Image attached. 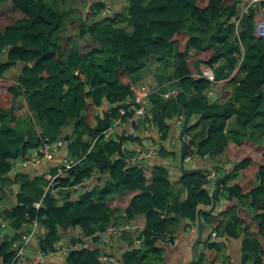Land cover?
<instances>
[{
  "label": "trees",
  "instance_id": "trees-1",
  "mask_svg": "<svg viewBox=\"0 0 264 264\" xmlns=\"http://www.w3.org/2000/svg\"><path fill=\"white\" fill-rule=\"evenodd\" d=\"M127 2L125 12L102 20H71L79 24L80 39L90 36L97 44L83 53L60 40L67 27L55 0H0V6H13L12 21L0 25V80L22 65L14 83L0 91V182L8 180L14 161L24 159L44 141L62 138L66 129V154L84 158L61 180L59 197L47 195L40 210L33 203L44 189L39 195L23 191L16 195L14 206L3 211L14 234L0 243V259L11 263L13 241L27 230L29 219L38 217L45 228L36 244L43 260L52 258L56 246L68 239L65 264H106L99 256L111 252L96 234L138 218L141 231L120 234L129 247L122 252L120 264H161L162 244L168 242V235L175 240L169 224L185 220L188 227H197L200 208H211L214 201L219 205L225 198L221 213H202L204 230L211 227L219 237H244L242 264H264V146L260 140L264 138V39L254 35L256 13L243 16L237 29L232 19L240 16L242 0ZM105 9V3L95 2L91 15L95 19ZM151 56L173 69L170 76L159 77L167 84L152 96L161 138L168 141L169 121L184 116L179 135L184 157L197 153L204 158L223 150L229 158L238 157L231 170L224 165L215 168L216 182L211 173L186 169L174 182L166 166H155L150 172L147 166L130 165L121 140L99 137L119 118L120 107L132 95L131 82L141 80ZM203 66L213 68L215 82L240 72L226 102L216 100V94L208 97L215 84L197 78ZM175 88L180 90L176 98L166 101L160 96ZM22 97L25 103L19 104ZM25 106L31 119L23 117ZM185 135L190 141H185ZM93 175L95 186L76 195L73 188ZM36 179L33 184H46L44 177ZM86 237L93 238L86 241ZM211 239L208 236L201 243L210 264H215L222 244ZM78 243L91 244L94 250L75 249ZM204 258L205 253L194 264H204ZM42 259L31 257L28 264H58Z\"/></svg>",
  "mask_w": 264,
  "mask_h": 264
},
{
  "label": "built area",
  "instance_id": "built-area-1",
  "mask_svg": "<svg viewBox=\"0 0 264 264\" xmlns=\"http://www.w3.org/2000/svg\"><path fill=\"white\" fill-rule=\"evenodd\" d=\"M264 0H242L241 5V16L240 18H233V22L236 23L237 29L240 23V19L250 14L251 12L256 13L255 18V28L254 35L257 38L264 39ZM199 79H207L214 83L216 86L222 85V82H215V73L213 68L204 67L202 72L197 76ZM142 84L135 88L131 84L132 95L127 98V100L122 104L119 109V118L115 119L113 124L104 131L99 137H104L106 140H121V149L124 152H129L128 160L132 164H145L142 167L147 166L152 158L159 154L160 148L151 140L158 136L161 139V132L158 129L154 121V112L152 111V96L158 94L160 89L153 86L150 82H145V79L139 80ZM132 83V82H131ZM179 89H171L160 96L169 101L178 96ZM208 97L212 98L214 95L213 89L207 91ZM186 119L184 116H178L171 122L180 132L184 129ZM66 131V130H65ZM65 131L63 130L62 138L54 141H44L39 149L31 150L27 157L24 159H18L13 162L12 172L14 173L20 169H30L39 168L43 165L47 166L48 170L43 175L46 180V188L40 199L35 200L33 203V208L40 210L44 206V201L47 195L52 194L58 196L59 185L61 180L69 176V171L80 164L83 159L77 160L72 159L69 155L64 154V150L67 147V142L65 140ZM98 137V138H99ZM185 141H190V136L185 135ZM179 140V137H178ZM187 148L193 150V146L187 143ZM185 147L180 143L179 159L182 164H191L200 156L196 154H189L183 156ZM207 155L204 158H208ZM98 175V174H97ZM99 176V175H98ZM215 179V175H211ZM97 181V176L86 179L84 182L76 185L73 190L76 195H84L92 187L95 186ZM65 189V188H64ZM133 221V220H132ZM131 222V221H130ZM121 224L119 226H111L106 231L96 234L98 236L99 242L107 246H112L114 240L118 237L121 232L133 231L138 229L139 223L133 225L132 223ZM140 227V225H139ZM10 228L9 223L5 220L4 216L0 214V232H5ZM26 229L23 233H20L17 240L12 243V248L14 250V256L10 264H28L30 260V251L32 245L39 241V237L45 232L44 226L40 224L38 217L29 219ZM141 231L142 229H138ZM211 236L216 238L218 235L216 232H212ZM93 237H86L85 240H90ZM172 237L168 235V240ZM176 242V240H174ZM37 246V245H36ZM57 253L52 254V258H55L57 254H68V247L64 244H59L56 246ZM75 249L89 248L94 250V246L91 244L78 243L74 247ZM40 259L44 257L42 253H39ZM99 259L106 264H120L117 257L114 254L102 253ZM43 260V259H42Z\"/></svg>",
  "mask_w": 264,
  "mask_h": 264
},
{
  "label": "crops",
  "instance_id": "crops-1",
  "mask_svg": "<svg viewBox=\"0 0 264 264\" xmlns=\"http://www.w3.org/2000/svg\"><path fill=\"white\" fill-rule=\"evenodd\" d=\"M161 65L162 64L159 62L157 57L151 56L146 61L145 68L141 72L142 74L146 72L144 74L149 78L148 80L150 81V83H153V86L157 88L159 87L162 88L167 84L166 81L165 82L159 81V77H161L162 74H164L162 76L168 77L173 73V69L170 65L166 66V68ZM238 73L240 72L237 70L231 78L222 81L223 83L222 85L217 84V86L215 85V87H213L214 94H216L215 95L216 100L219 99L222 100L223 102H226L228 99L231 98L233 90L235 88V84L232 81L234 80V78L238 79L241 76V74L240 76H238L239 75ZM142 79L143 78H141V80ZM243 102L244 100H240V103ZM24 108L25 109L23 110V112H25L26 109H28L27 106H25ZM169 124L171 125V128L169 132L168 141H164L163 138L159 139L158 136H156L155 138H151V140L160 148V151L157 156H155L149 162H147V167L149 168L150 172H152L155 166L158 165L166 166L169 169L170 179L175 182L181 178L183 170L185 169L200 170L203 172L208 171L206 173H211V175L213 176L216 175V171H214V169L218 167H222V165L226 166V168L229 170L232 169L233 164H230L229 160L226 161L223 158V153H225L226 150L220 151L216 155L214 156L211 155L208 158L200 157L188 165L182 164V162L179 159V154L177 153L176 156L173 155L174 152L179 151L180 142L178 141V137L180 135V131L175 126H173L171 121H169ZM260 140L262 141V145L264 146V138ZM175 145L177 146V148H174ZM163 148L165 149L164 151L162 150ZM176 157L178 161L173 160V158ZM47 170L48 168L45 165L39 168L20 169L14 173H11L8 176V180L5 183L0 182V213L4 216V212L8 209H11L12 206H14V204L16 203V195L22 191L26 193L30 192V195H36L38 192L39 195V191L41 190L42 183L39 182L38 185H35L33 184V180H38L36 178H42L43 175L47 172ZM43 189L44 188H42V190ZM223 199L222 202L216 206L215 209L216 213H221L224 207L226 206L227 201L225 198ZM234 202L239 203V201L238 202L234 201ZM211 208L201 207L200 210L209 211ZM242 214H246L245 209H242ZM130 223L136 225L137 223H139L138 218L131 221ZM142 224L145 225V219L142 220ZM188 224L189 221H185V220L175 221L169 224V228H168L170 231L169 233H171L172 236L175 237L176 242L174 241L172 242L171 239L168 240L167 238V241L169 243L166 242L162 244V247L164 249V254L160 260L161 264H190L192 262V247L194 242L198 238V225L197 227L195 225H191L190 227H188ZM142 228H143L142 226L139 227L138 225V229H142ZM13 233L14 231L11 229V227L8 228L5 232H0V243L5 238H12ZM211 233H212V228L208 227L204 232L203 241L208 236H211ZM211 240L218 241L219 243L222 244V249L220 250V259L215 264H242V258H243L242 248H243L244 237L239 239H231L227 237L217 236L216 238L212 237ZM64 242L65 240L62 241L61 244H64ZM113 243L115 244V246L116 245L118 246L116 250L112 249L111 247L109 248L106 247L105 249L107 250V252L109 253L111 252V254H114L117 257L118 261H120L122 252H125V250L129 248L128 244L125 241L124 237L120 239V234L118 235L117 239L114 240ZM39 253L40 251L38 245L34 246L33 248H31L30 251V259L31 257L34 258L38 256ZM203 253L206 254V259L204 258V264H210V260L207 257V252L205 251V246L201 243L198 246V260L201 258V255ZM43 262L65 264L66 255L59 254L54 259L48 258L46 260H43ZM0 264H4L2 259H0Z\"/></svg>",
  "mask_w": 264,
  "mask_h": 264
},
{
  "label": "rangeland",
  "instance_id": "rangeland-1",
  "mask_svg": "<svg viewBox=\"0 0 264 264\" xmlns=\"http://www.w3.org/2000/svg\"><path fill=\"white\" fill-rule=\"evenodd\" d=\"M52 1L53 0H50V2H52ZM55 1L58 3L62 12H64V14H65V23H66V27H67V30L60 35L61 41L64 43L69 42L68 48L76 47L83 53L89 52L90 50H92V48H95L97 46V44H96L95 40L90 36H87L84 39H80L78 36L79 24L77 25L76 23H72L71 20L75 19L76 17L77 18L82 17L83 20H85L86 22H93L95 20H102L106 17L113 16L115 13H123L128 8L127 0H117V1H115V0H55ZM95 2L105 3L106 9L100 15H98V17H96L94 19L93 16L91 15V12H92L91 6ZM12 10H13L12 3L0 6V25H5V24H8L12 21ZM194 56H195V52L193 51L192 57L190 59H193ZM204 58L208 59L209 56L205 54ZM21 66L22 65H19V67H15L11 72H9L5 76V78L3 80H0V91H2L6 86L14 83L16 77L20 74ZM144 73H146V72H144ZM144 73L142 74L141 78L145 79V82H150L148 80L149 78ZM141 84H142L141 82H132L131 83V85L135 88L139 87ZM151 84H153V83H151ZM17 102L19 104H22L23 102H25V99L22 97ZM99 113L101 114L102 111L99 110ZM29 116H30L29 110L26 109V111L23 114V117L30 118ZM68 131L69 130L66 129L65 134ZM172 148H173V146H172ZM174 148H177V146L175 145ZM66 153H68L67 147L64 150V154H66ZM127 153H129V152H127ZM176 154H177V152H176ZM227 155H228L227 152L223 153V158L226 161L229 160L230 164L237 162L238 157L229 158V156H227ZM173 160L178 161L177 157L173 158ZM129 164L130 165H138L139 167H142L145 165V164H132L130 162H129ZM186 167H188V166H186ZM46 186H47V184H45V182L43 181V183L41 184V190H42V188L45 189ZM68 241H69L68 239L65 240L64 246H67ZM34 246H36L35 243L32 245V248Z\"/></svg>",
  "mask_w": 264,
  "mask_h": 264
},
{
  "label": "water",
  "instance_id": "water-1",
  "mask_svg": "<svg viewBox=\"0 0 264 264\" xmlns=\"http://www.w3.org/2000/svg\"><path fill=\"white\" fill-rule=\"evenodd\" d=\"M214 171H215V169H214ZM205 172H208V171H205ZM216 206H217V203L214 201L212 208L207 212L209 214H213L215 212ZM203 212H205V211L199 210V213H198V238L196 239V241L194 242L193 247H192V262L190 264H194L197 261V259H198V246L204 237L205 230H204V224L202 221V213Z\"/></svg>",
  "mask_w": 264,
  "mask_h": 264
},
{
  "label": "clouds",
  "instance_id": "clouds-1",
  "mask_svg": "<svg viewBox=\"0 0 264 264\" xmlns=\"http://www.w3.org/2000/svg\"><path fill=\"white\" fill-rule=\"evenodd\" d=\"M239 14H240V16H241V6H240V13H239ZM240 16H239V17L236 16V18H240ZM234 18H235V17H234ZM232 20H233V19H232ZM240 20H241V19H240ZM239 24H240V23H239ZM204 67H208V66H203L202 69H203Z\"/></svg>",
  "mask_w": 264,
  "mask_h": 264
}]
</instances>
